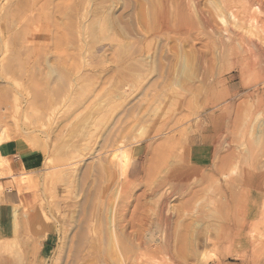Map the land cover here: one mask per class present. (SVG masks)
Segmentation results:
<instances>
[{"label": "rangeland", "instance_id": "1", "mask_svg": "<svg viewBox=\"0 0 264 264\" xmlns=\"http://www.w3.org/2000/svg\"><path fill=\"white\" fill-rule=\"evenodd\" d=\"M226 29L264 50V0H0V146L45 155L0 264H264V62Z\"/></svg>", "mask_w": 264, "mask_h": 264}, {"label": "crops", "instance_id": "2", "mask_svg": "<svg viewBox=\"0 0 264 264\" xmlns=\"http://www.w3.org/2000/svg\"><path fill=\"white\" fill-rule=\"evenodd\" d=\"M0 158L7 162V170L11 171L10 177L0 178V210L5 216L0 221V234L2 239H8L14 234L15 223L9 222L7 216L15 220L18 217L17 207L31 200L30 194L16 180L24 177L19 175L24 171L40 172L44 167L45 155L40 150L33 149L27 142L12 139L0 146ZM9 183H13L12 189L6 188ZM227 264L240 263L229 261Z\"/></svg>", "mask_w": 264, "mask_h": 264}, {"label": "bare ground", "instance_id": "3", "mask_svg": "<svg viewBox=\"0 0 264 264\" xmlns=\"http://www.w3.org/2000/svg\"><path fill=\"white\" fill-rule=\"evenodd\" d=\"M247 3H253V1L255 0H246ZM230 7V6H229ZM229 9V8H228ZM227 10V9H226ZM185 18V17H184ZM228 18L229 21L231 20L230 23H233L234 20H236V14L233 13V11H229L228 14ZM186 19V18H185ZM182 18V15L179 16V20H178V24L180 26H186V20ZM254 18H251V20H249L250 23H252V25L256 26L257 23L253 21ZM227 22H225V25ZM232 25V24H231ZM235 25V24H234ZM200 27H204V28H211V23L208 21V19H200V23H199ZM228 26V25H227ZM225 29V28H224ZM233 30V29H232ZM231 30V31H232ZM235 30V29H234ZM227 34L223 37V40L228 43L222 42L223 48L225 49L226 45L228 44L229 46H231L230 44H232V42H235V40L237 37H239L238 43L242 44L243 46H241V49L246 47V54L249 53V56L251 58H256V59H260L264 62V50L260 48L261 45V41L259 40L260 38H258L259 36L257 35H252L247 33V35H241L239 36V34L234 35V33L236 32H231L232 35H230V32L226 29ZM262 34L264 35V29L262 30ZM233 36V37H232ZM236 36V38H234ZM237 44V42H235ZM235 44V45H236ZM234 46V45H233ZM223 53V52H222ZM226 54V52H225ZM175 179V178H174ZM174 184L179 183V180L175 179L173 180ZM236 199V198H235ZM242 201V200H241ZM240 202V201H239ZM224 206H225V215L229 218L231 217L233 220L231 221H235L236 218H238V214L236 212V206H237V201L234 200L232 192L229 191L228 193H226L225 195V199H224ZM240 207V206H238ZM239 210V209H238ZM240 217V216H239ZM239 226V225H238ZM261 227V226H260ZM231 231V230H230ZM251 236H254V234H256V230L254 227H251L250 231H249ZM236 235V234H235ZM167 240V239H166ZM169 240V239H168ZM168 246V245H167ZM164 248V247H163Z\"/></svg>", "mask_w": 264, "mask_h": 264}]
</instances>
